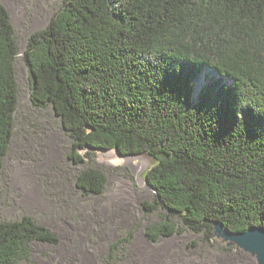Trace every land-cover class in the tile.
Here are the masks:
<instances>
[{
    "label": "trees",
    "instance_id": "16d2710c",
    "mask_svg": "<svg viewBox=\"0 0 264 264\" xmlns=\"http://www.w3.org/2000/svg\"><path fill=\"white\" fill-rule=\"evenodd\" d=\"M17 55L0 2V169ZM23 59L31 102L53 109L74 163L86 147L146 151L157 161L146 174L154 198L140 203L147 213L178 215L208 241L212 220L229 231L264 227V0H64L28 37ZM203 71L210 77L195 97ZM105 184L97 168L75 179L85 195ZM175 232L168 220L145 227L153 242ZM34 242L59 237L28 215L0 220V264H21Z\"/></svg>",
    "mask_w": 264,
    "mask_h": 264
},
{
    "label": "rangeland",
    "instance_id": "374dc122",
    "mask_svg": "<svg viewBox=\"0 0 264 264\" xmlns=\"http://www.w3.org/2000/svg\"><path fill=\"white\" fill-rule=\"evenodd\" d=\"M63 1L0 0L18 46L13 136L0 169V220L28 215L59 237L56 245L34 242L21 264H257L242 249L226 248L208 241L204 232L186 228L178 215L160 208L147 213L140 203L152 201L153 191L135 184L128 164L115 153L84 154L82 163L71 160L73 140L53 109L31 102V78L23 59L28 37L49 23ZM206 75L200 74L203 86L210 77ZM89 168L106 177L100 195H85L75 186L78 173ZM164 220L181 232L151 241L145 227ZM119 240V248L112 250Z\"/></svg>",
    "mask_w": 264,
    "mask_h": 264
},
{
    "label": "water",
    "instance_id": "95a60500",
    "mask_svg": "<svg viewBox=\"0 0 264 264\" xmlns=\"http://www.w3.org/2000/svg\"><path fill=\"white\" fill-rule=\"evenodd\" d=\"M95 152L97 154L113 152L118 159L124 160L133 174L134 182L140 188L155 191L153 186L148 182L146 174L157 163L156 159L146 151L137 153H121L117 146L109 148L86 147L78 150L82 156L87 152ZM142 159L143 163L134 164L133 160ZM119 160V161H121ZM212 235L210 241L221 244L226 248H240L249 253L257 264H264V227L252 226L245 231H229L221 221L212 220Z\"/></svg>",
    "mask_w": 264,
    "mask_h": 264
},
{
    "label": "bare ground",
    "instance_id": "6f19581e",
    "mask_svg": "<svg viewBox=\"0 0 264 264\" xmlns=\"http://www.w3.org/2000/svg\"><path fill=\"white\" fill-rule=\"evenodd\" d=\"M203 85H204V81H202V76H200L198 78V81L194 85V96L195 97L199 93V91L202 89Z\"/></svg>",
    "mask_w": 264,
    "mask_h": 264
}]
</instances>
